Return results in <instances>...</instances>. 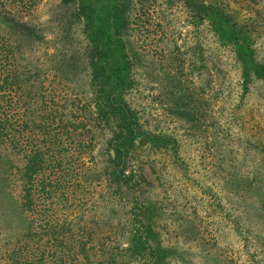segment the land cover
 <instances>
[{
    "label": "rangeland",
    "instance_id": "rangeland-1",
    "mask_svg": "<svg viewBox=\"0 0 264 264\" xmlns=\"http://www.w3.org/2000/svg\"><path fill=\"white\" fill-rule=\"evenodd\" d=\"M190 1L130 0L122 103L134 131L116 138L96 109L77 2L0 0L13 16L12 29L0 15L13 74L0 102V264H143L127 248L144 225L155 264H264V81L243 75L196 7L222 10L264 64V0ZM123 146L127 184L110 161Z\"/></svg>",
    "mask_w": 264,
    "mask_h": 264
},
{
    "label": "trees",
    "instance_id": "trees-1",
    "mask_svg": "<svg viewBox=\"0 0 264 264\" xmlns=\"http://www.w3.org/2000/svg\"><path fill=\"white\" fill-rule=\"evenodd\" d=\"M106 2L101 6L98 0H75V15L80 18L83 24V32L89 44L90 85L99 116L105 121L114 120L118 128L116 138L129 136L134 131V121L127 108L122 103V92L128 84L127 52L125 51V40L123 39L124 27L126 25V10L130 0H103ZM197 3L191 0L190 4ZM199 4V3H197ZM200 14L206 15L211 23L215 33L221 41H230L237 58L243 66V75L249 76L251 73L264 81V64L254 62L252 51L249 49L248 42L241 36L234 26L228 24L229 21L224 18L223 11L213 5H204L200 3L196 6ZM3 15V20L7 22L9 28L13 29V16ZM0 32V58L8 53L4 44L6 39ZM1 60V59H0ZM13 89V74L6 65L0 62V102H7L8 91ZM0 116V131L4 127ZM1 133V132H0ZM129 140V139H128ZM130 141V140H129ZM128 151L126 146L115 149L114 156L110 158L114 168V177L116 181L125 178V184L129 177H126L122 168H119L122 157V149ZM41 153L33 152L27 157L24 175L27 178L25 183H31L32 177L39 172ZM24 205L27 209L32 205V198L29 188L24 189ZM143 224V223H141ZM144 225V224H143ZM150 228L143 226V231L137 229L132 236L127 250L133 258H140L145 255L148 259L143 264H155L157 258H161L162 253L158 249L147 247ZM148 233V234H147Z\"/></svg>",
    "mask_w": 264,
    "mask_h": 264
}]
</instances>
